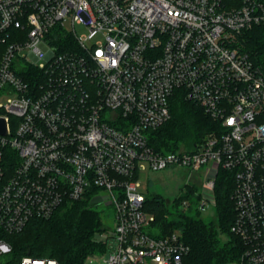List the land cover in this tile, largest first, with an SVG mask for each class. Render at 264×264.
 I'll return each instance as SVG.
<instances>
[{"label": "built area", "instance_id": "1", "mask_svg": "<svg viewBox=\"0 0 264 264\" xmlns=\"http://www.w3.org/2000/svg\"><path fill=\"white\" fill-rule=\"evenodd\" d=\"M257 26L264 0H0V264H61L16 259L7 238L88 193L114 206L94 255L183 264L182 233L153 232L137 177L147 166L201 172L197 213L216 205L219 170L232 171L243 249L226 264H264V65L246 45ZM177 89L217 127L194 147L161 151L149 133L171 117Z\"/></svg>", "mask_w": 264, "mask_h": 264}, {"label": "trees", "instance_id": "2", "mask_svg": "<svg viewBox=\"0 0 264 264\" xmlns=\"http://www.w3.org/2000/svg\"><path fill=\"white\" fill-rule=\"evenodd\" d=\"M241 1L224 0L226 5ZM246 39L254 61L264 65V27H254L246 34ZM26 77L32 79L29 75ZM169 105V120L149 133L150 143L158 150L194 147L217 127L204 109L186 98L181 89L174 92ZM234 185V173L221 168L215 185L216 218L211 220L202 218L199 213L189 215L187 211H180L179 203L183 198L174 201L170 209L161 194L147 195L144 207L155 215L153 232L165 235L178 230L190 246L183 264H226L241 253L243 242L231 230L236 215L232 197ZM168 214L175 218L169 219ZM104 224L102 212L90 203L88 193L86 197L65 201L50 218L32 219L21 232L7 239L16 259L27 254L54 257L61 264H86L90 256L104 250L103 243L95 238Z\"/></svg>", "mask_w": 264, "mask_h": 264}, {"label": "rangeland", "instance_id": "3", "mask_svg": "<svg viewBox=\"0 0 264 264\" xmlns=\"http://www.w3.org/2000/svg\"><path fill=\"white\" fill-rule=\"evenodd\" d=\"M79 31L82 32L83 28L78 27ZM1 55V54H0ZM6 95H1L0 100H5ZM138 180L140 182L139 189L147 195L154 193L161 194L164 197L166 205L173 209L174 201L179 198H189L192 202V207L188 210L181 209L180 211H187L189 215L196 214V205L199 202V191L202 185V173H188L185 168L174 167L167 168L164 170H152L148 166L142 168L138 172ZM189 193L187 197L185 194ZM193 193V194H192ZM192 196H194L192 198ZM95 207L102 212L104 223L109 226L114 225V206L107 204L106 202H100L95 204ZM199 215L206 219L211 220L216 218V208L210 205L199 211ZM169 219L175 218L173 214L167 215ZM223 239H226L225 235H222ZM116 244L114 238L108 240V246ZM110 254V250L107 249L99 255H92L86 260V264H108L107 260Z\"/></svg>", "mask_w": 264, "mask_h": 264}, {"label": "water", "instance_id": "4", "mask_svg": "<svg viewBox=\"0 0 264 264\" xmlns=\"http://www.w3.org/2000/svg\"><path fill=\"white\" fill-rule=\"evenodd\" d=\"M5 125L3 119L0 118V132L5 133Z\"/></svg>", "mask_w": 264, "mask_h": 264}]
</instances>
